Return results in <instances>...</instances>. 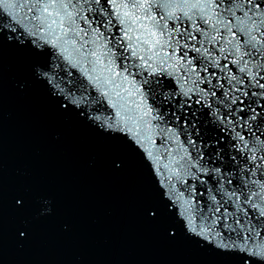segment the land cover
I'll return each mask as SVG.
<instances>
[{
  "label": "snow or ice",
  "instance_id": "snow-or-ice-1",
  "mask_svg": "<svg viewBox=\"0 0 264 264\" xmlns=\"http://www.w3.org/2000/svg\"><path fill=\"white\" fill-rule=\"evenodd\" d=\"M0 264H264V0H0Z\"/></svg>",
  "mask_w": 264,
  "mask_h": 264
}]
</instances>
